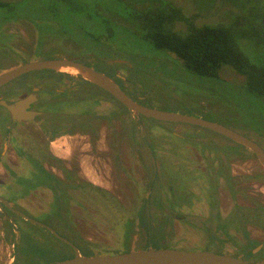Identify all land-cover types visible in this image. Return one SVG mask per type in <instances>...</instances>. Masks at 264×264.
<instances>
[{
	"label": "rangeland",
	"instance_id": "rangeland-1",
	"mask_svg": "<svg viewBox=\"0 0 264 264\" xmlns=\"http://www.w3.org/2000/svg\"><path fill=\"white\" fill-rule=\"evenodd\" d=\"M19 1L21 4L9 12L0 7V34L1 23L10 19L2 28L4 36L0 35V72L35 59L74 57L112 78L115 73L119 74L123 79L118 85L141 104L218 122L254 140L264 150V134L257 130L264 129V108L260 99L242 86L244 78L229 67L223 66L218 80L201 77L182 66L172 53L154 50L148 53L151 47L135 40L126 42L123 50L116 48V52H113V43H109L112 52L102 54L105 55L104 62L96 60L99 67L90 52L95 45L86 33H98L100 23L85 22L81 13H74L69 5L56 0ZM74 1V4L85 2L91 18L100 16L93 11L101 5L110 7L116 14L122 13L121 4L116 0ZM174 1L184 8L187 18L199 13L192 0ZM198 3L205 12L214 5L209 0ZM214 9L216 11L210 9L208 13L198 14L193 20L202 23L221 18L228 20L230 17L226 2ZM39 31L44 32L39 34ZM86 40L89 49L84 45ZM106 68L112 70L113 74ZM53 74L56 72L41 70L32 75L47 82ZM81 78H73V81L56 78L52 81L57 83H54L55 88L82 92L75 93L80 100L64 99L42 104L62 115H77L80 112L93 115L89 113L95 112L101 117L96 125L93 123L96 126L94 136L91 134L92 127L81 126L82 136L58 137L52 147L63 157L73 153L72 159L68 157L71 160L68 165L73 170L78 167L75 154L79 146L89 154L97 150L94 154L96 157L84 153L80 156L86 176L92 178L94 183L102 184L105 190L84 195V201H78L77 196L72 198V212L57 211L53 206L47 211L49 204L58 202L52 200V196L44 195V189L38 188L37 192L22 195L24 186L31 184L32 178L36 177V172L23 175L32 168L30 163L25 162L15 166L22 178H30L29 182L18 185L22 212L59 233L76 238L82 249L93 250L94 253L124 252L151 246L234 253L233 250L236 252L242 247H238V242H249L248 234L259 241L264 239V214L252 218L250 225L244 223L245 218L241 216L243 211H237V215L231 212L236 204L252 216L253 210L264 208V168L250 150L206 128L135 115L102 89L86 80L82 82ZM9 88L5 87L3 91L7 92ZM91 93H96V100L89 98L88 94ZM32 125L21 128L20 142L14 147L18 154L21 152L24 155L26 149L33 150L35 147L33 139L27 135ZM114 137L116 144L113 146L110 143L112 148L106 147L104 139ZM90 144L97 145V148ZM10 154L13 156L12 151ZM98 157L107 158L111 168L106 167L107 164L99 161ZM44 165L51 168L49 163ZM6 171L4 177L13 175L9 167ZM53 171L59 172L58 169ZM223 171H228L237 185L225 181L221 175ZM165 182H169V190L164 186L168 184ZM3 187V197L14 202L17 192L9 190L12 187L8 183ZM172 192H177L176 197L187 200V203L176 209L171 205L170 212H164L163 208L173 202L169 194ZM92 202L106 206L100 205L103 209L99 211L96 206L90 205ZM213 203H219L221 216L218 208L212 210L211 206L209 209ZM223 215L224 219L236 220L237 226L229 224L230 229L227 228L228 223L222 219ZM8 218L13 220L12 215L6 216ZM2 219L4 217L0 213V221ZM17 219L15 232L0 227V264H33L69 256L65 255L68 254L67 248L55 241L48 231L40 226L35 227L20 216ZM67 220L69 225L65 222ZM71 229L74 231L71 232ZM172 242L192 245H173ZM240 256L253 262L259 260L258 257ZM261 262L264 264V255H260L258 263Z\"/></svg>",
	"mask_w": 264,
	"mask_h": 264
},
{
	"label": "trees",
	"instance_id": "trees-1",
	"mask_svg": "<svg viewBox=\"0 0 264 264\" xmlns=\"http://www.w3.org/2000/svg\"><path fill=\"white\" fill-rule=\"evenodd\" d=\"M116 1L121 4V14L101 5L93 11L100 16L91 18L85 2L74 4V0H56L69 5L74 13H81L85 22L100 23L101 30L98 33H86L87 38L95 45L90 52L95 56L92 59L97 66L100 64L96 60H103L104 52H112L109 43H113V52H116V48L123 50L126 42L135 40L148 44L151 47L148 53H153V50L172 53L182 66L201 77L218 80L223 66L229 67L244 78L242 86L260 99L264 108V0H209L213 1L214 5L210 7L213 11H216L214 8L218 4L221 6L226 2L230 17L228 20L221 18L202 23L195 22L193 17L208 13L210 9L205 12L198 3L200 0H192L199 13L188 18L184 8L174 0ZM20 4L19 0H0V7L7 12ZM9 20L8 18L1 23L2 34V28ZM41 32L44 31H39V34ZM84 45L89 49L88 40L84 41ZM0 54L2 55L1 51ZM106 70L113 74L112 70ZM257 130L264 134V129ZM81 250L85 255L91 254L88 249ZM70 254L68 252L65 255Z\"/></svg>",
	"mask_w": 264,
	"mask_h": 264
},
{
	"label": "flooded vegetation",
	"instance_id": "flooded-vegetation-1",
	"mask_svg": "<svg viewBox=\"0 0 264 264\" xmlns=\"http://www.w3.org/2000/svg\"><path fill=\"white\" fill-rule=\"evenodd\" d=\"M71 58H74V57H71ZM80 62H82V61H80ZM39 72H41V71L24 74L20 77H17L14 80L7 82L6 84L0 86V100H7L11 103H15V102L19 101L20 99L28 97L30 94L33 93V95H35V98H34V101L29 103L28 110H31V111H34L37 113L34 116V118H32V119L28 118V119L24 120V119H21L22 114H23V113H21V110H16L15 113L12 114L5 107L0 105V197L3 198L13 209L22 211L21 209L23 207L21 206V195L18 194V192H17L19 190L18 185H20L22 183L29 182L30 178L28 176L22 178L21 174L19 175V173H17V171L15 170V166L26 162V163H30L32 168L26 174H23V175H27V174L36 172V177L32 178L31 184L24 186L25 191L22 192V195L23 194L24 195L25 194H32L33 192H37L36 190L38 188H42V189H44V193H43L44 195H50V196H52V200H56L58 202L57 204H53V205L49 204L48 205L49 209L47 211H49L50 207L53 206L54 209L57 211H65L66 210L67 212H72L71 210L73 209V205H71V203H70L72 198L77 196L78 201L79 200L84 201V195L90 194L91 192L98 194L99 192H102V190H105V189H102L103 187H101L97 184H93L92 182L88 181L87 179L81 177L79 174L78 168H76V169L74 168V170H73L72 167L69 166L71 163V160L68 157L70 155H68V157H63L61 155H58L53 150L52 144L56 138L63 137L65 135H68L69 137H75L77 135L82 136V130L80 127L85 126V125L88 127H92L93 130H91V129H88V130H91V134H93V136H94L95 127H96L95 123H97L98 121H101V117L99 118V116L95 112L89 113V114H93V115H85V113H81V112L78 113L77 115L76 114L62 115L60 112H56L54 110L47 108L45 105L42 104L45 101L57 102V101H63L64 99H69L71 101H77L78 99L80 100V98H79L80 96L79 97L76 96L75 93H82V92H80V91L76 92L74 90H68L66 92L64 90L55 88V85H54L55 82H52V81H54L56 78L57 79L65 78V80L69 79V80L73 81L74 79H80L81 76L73 77V76H70V75H67L64 73H57L56 72V74H53L52 77H49V81L45 82V81L41 80L42 81L41 82L40 80L34 78L32 75L33 73H39ZM24 77H26V78H24ZM21 78H23V79H21ZM118 78L120 80L123 79L120 77L119 74L115 73V75L113 76V79L115 80L116 83L118 82L117 81ZM83 81H85V79H82V82ZM57 82H58V80H57ZM55 84H57V83H55ZM7 86L10 87L9 91L4 92L3 90H5V87H7ZM95 94L96 93L88 94L89 98L95 99ZM67 95H70V96L67 97ZM77 95H80V94H77ZM112 112L114 113V111H112ZM86 121L88 122V124H86ZM31 123L34 125L31 126V128H32L31 130H28L29 132H27V135L33 139L32 141H33V144L35 147L33 150L26 149L25 150L26 152H24V155H21V152H19V154H18V152L16 151L17 148L14 149V147L17 146L16 143L20 142L19 138L21 136V133H20L21 128L26 127L27 124H31ZM93 123L95 125H93ZM83 133H84V131H83ZM93 138L95 139V137H93ZM104 141H105L106 147L110 146V148H112L110 143H112L114 146L117 142L115 140V137H114V139H111V140L110 139L107 140V138H105ZM90 145L93 146V148H97V145H94V144H90ZM11 151L13 152V156H11V154H10ZM28 152H30V154H28ZM96 152H97V150L95 152H92L91 154L86 153V152L82 151V146H79V148L77 150V156L84 153V155L96 157V155H94ZM70 154H71L70 158L72 159L73 153H70ZM75 156H76V154H75ZM75 158H77V157H75ZM47 163H49L51 165L50 169L45 167L44 164H47ZM54 164H56V166H55L56 168L52 167ZM8 167L10 168V170L11 169L13 170V172H12L13 175L6 178V177H4L3 173H5L7 175L6 169ZM53 169H58L59 172L58 173L54 172ZM8 175H9V173H8ZM221 175L225 181H231L232 185H237V183L234 182V180H235L234 177L230 176V173L228 171L227 172H225V171L221 172ZM7 183L10 184V186L12 187V189L9 187V190H14L17 192V194L15 193L16 195L13 198L14 202L5 199L3 197V195L1 194V191L4 190L3 186L4 185L6 186ZM165 183H168L167 185H164L165 187L167 186V189H168L169 182H165ZM119 186H120V184H119ZM5 190H6V188H5ZM176 193L177 192H175V194L173 192H172V194L169 193L170 199L173 200V202H172V204L168 203V205L170 207L165 206L162 211L170 212V208L172 206L174 209H176V208L181 207L185 203H187V200H183V199H181V197L180 198L176 197ZM90 205L96 206L97 209H99V211H101L103 209L100 206L102 204H98L96 202H92ZM115 205L117 206V203H115ZM143 205H144V202L142 203L141 211L143 210ZM102 206L105 208L106 205H102ZM211 206L213 208H211ZM215 207H216V209L218 208L217 211H218L219 215L221 216L222 213L220 212L221 209L219 207V203H217V205H216V203H213L212 205H210L209 209L211 208L213 210ZM255 207H257V206L255 205ZM233 208L234 209L231 212L234 215L236 214L237 211H243L241 216L243 218H245L244 223L247 222L250 225L252 222V220H251L252 218L254 219V218H256V216H262L264 214V208L263 207H260L261 209L256 208V210H253L254 211L253 216L251 214H246L247 212L245 210H243V208H241V206H239L238 204L234 205ZM74 210H75V208H74ZM259 210H262V212L257 213V211H259ZM0 213L4 217V219H2L0 221V227H3V230L5 228H8V231L10 230V231L15 232V229L18 228L16 225L18 222V219L15 220V218L18 217L19 215L13 213L8 207H6V205H4V203H2V201H0ZM7 213H8V215H7ZM172 214L173 213H171L169 215L171 216ZM11 215L13 217L12 218L13 220H9V218L6 219V216L11 217ZM219 215H218V217H220ZM224 218H225V215L222 216V219L225 221V223H228V224H226L227 228L230 229V225L231 226H237V222H236V220H233V218H230V219H227L228 217L226 219H224ZM262 219H264V217ZM26 221L34 224L35 227H37V226L42 227L45 231H48L52 235V238H54L55 241H57L59 244L66 245L67 246V249H66L67 252L72 251L70 245H68L64 241H61L60 239L55 237L49 229H47L41 225H38L36 223H33L32 221H29V220H26ZM213 221L216 222L217 219L214 218ZM65 222L67 225L70 224V222L68 220ZM72 230L73 229H71L70 231L73 232L74 230L73 231ZM57 233L60 236L66 238L67 240L72 242L78 248V250L82 253L81 245L78 243L76 238H72V236L69 237V236L62 234V233H59V232H57ZM229 234L231 235V233H229ZM248 236L250 237L251 240L248 239L249 242L246 244L245 243L241 244L238 242L237 243L238 247L240 245H242V247L236 251L238 253H236L234 250H233V252L236 254H240V255H247L250 257H258V259H259L258 261H260V255H264V239L259 241L257 239H253L249 234H248ZM14 239H15V237H14ZM254 241H257L258 243L254 244ZM222 246H225V245H222ZM18 248H19V246L17 243V250H18ZM90 252H91V254L94 253L93 250H91ZM17 253H18V251H17ZM33 264H35V263H33Z\"/></svg>",
	"mask_w": 264,
	"mask_h": 264
},
{
	"label": "water",
	"instance_id": "water-1",
	"mask_svg": "<svg viewBox=\"0 0 264 264\" xmlns=\"http://www.w3.org/2000/svg\"><path fill=\"white\" fill-rule=\"evenodd\" d=\"M41 70L79 75L86 81L102 89L106 94L111 96L135 115H141L159 121L199 126L218 133L250 150L261 167L264 168V150L254 140L218 122L203 119L194 115L165 111L141 104L124 92L112 77L88 64L80 62L77 58L50 57L21 63L0 73V86L24 74ZM34 98L35 95L32 93L28 97L22 98L15 103H11L7 100H0V105L5 107L12 114H14L16 110H21V113H23L21 119H32L37 113L28 110V105L30 102L34 101ZM0 201H2V203H4V205H6V207H8L13 213L49 229L55 237L70 245L72 251L69 256L62 259L48 260L35 264H263V262L258 263L259 261H250L236 253L213 252L210 250L168 246H151L140 250L135 249L124 252L93 253L85 255L82 254L72 242L60 236L51 227L34 220L22 211L13 209L1 197ZM160 239L162 238H159V240ZM164 241L166 242L167 240L164 239ZM165 242L163 244H165ZM172 244L180 246L192 245L173 242Z\"/></svg>",
	"mask_w": 264,
	"mask_h": 264
},
{
	"label": "crops",
	"instance_id": "crops-1",
	"mask_svg": "<svg viewBox=\"0 0 264 264\" xmlns=\"http://www.w3.org/2000/svg\"><path fill=\"white\" fill-rule=\"evenodd\" d=\"M77 155V154H76ZM100 160L99 161H101L102 163H104L105 165H106V167H108V168H111V164H110V162L109 163H107V161H109L107 158H105V159H103V158H101V157H98ZM102 159V160H101ZM76 163H77V168L79 169V174H80V176L81 177H83V178H85V179H87L88 181H90V182H92L93 184H97V185H99V186H103L102 184H100V183H94L93 181H92V178H89V177H87L86 176V173L84 172V170H83V166H84V162H83V159L81 158V156L79 155V156H77V158H76ZM125 163H127V162H125ZM128 164V163H127Z\"/></svg>",
	"mask_w": 264,
	"mask_h": 264
},
{
	"label": "bare ground",
	"instance_id": "bare-ground-1",
	"mask_svg": "<svg viewBox=\"0 0 264 264\" xmlns=\"http://www.w3.org/2000/svg\"><path fill=\"white\" fill-rule=\"evenodd\" d=\"M67 69H70V68H67Z\"/></svg>",
	"mask_w": 264,
	"mask_h": 264
}]
</instances>
